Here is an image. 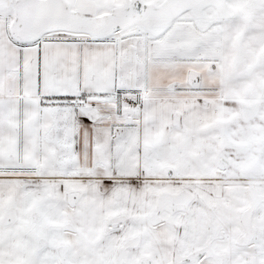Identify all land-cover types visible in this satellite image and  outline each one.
Masks as SVG:
<instances>
[{"label": "snow or ice", "instance_id": "snow-or-ice-1", "mask_svg": "<svg viewBox=\"0 0 264 264\" xmlns=\"http://www.w3.org/2000/svg\"><path fill=\"white\" fill-rule=\"evenodd\" d=\"M0 264H264V0H0Z\"/></svg>", "mask_w": 264, "mask_h": 264}]
</instances>
